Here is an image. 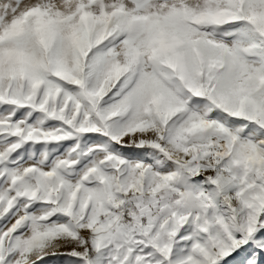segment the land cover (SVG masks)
I'll list each match as a JSON object with an SVG mask.
<instances>
[{"label": "snow or ice", "instance_id": "1", "mask_svg": "<svg viewBox=\"0 0 264 264\" xmlns=\"http://www.w3.org/2000/svg\"><path fill=\"white\" fill-rule=\"evenodd\" d=\"M0 264H264V0H0Z\"/></svg>", "mask_w": 264, "mask_h": 264}]
</instances>
